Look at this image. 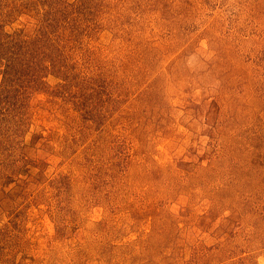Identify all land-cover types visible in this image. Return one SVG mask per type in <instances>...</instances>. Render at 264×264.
Returning <instances> with one entry per match:
<instances>
[{
	"label": "rangeland",
	"instance_id": "obj_1",
	"mask_svg": "<svg viewBox=\"0 0 264 264\" xmlns=\"http://www.w3.org/2000/svg\"><path fill=\"white\" fill-rule=\"evenodd\" d=\"M31 2H0V264H264V0Z\"/></svg>",
	"mask_w": 264,
	"mask_h": 264
},
{
	"label": "trees",
	"instance_id": "obj_2",
	"mask_svg": "<svg viewBox=\"0 0 264 264\" xmlns=\"http://www.w3.org/2000/svg\"><path fill=\"white\" fill-rule=\"evenodd\" d=\"M1 1H5V0H0V2ZM23 1L24 0H20V4L23 6ZM30 4L32 3L31 2V0H27ZM9 11H7V13H8ZM0 24H1V22H0ZM10 34H7V33H4L3 32V30H0V39L3 37V38H7V39H11L12 37L11 36H9ZM14 41H16V40H14ZM3 45H5L4 43H2L1 45H0V54L2 53V47H3ZM7 45V44H6ZM11 53H13V52H11ZM5 58V57H4ZM5 60L7 61V63H6V69H8V67H11V65H10V57L7 55L6 56V58H5ZM7 72V71H6ZM8 72L10 73V75H12V74H14V73H12V71L11 70H8ZM34 79H38V77L36 76V77H33ZM40 79H42V78H40ZM39 79V80H40ZM15 80H18V79H15ZM0 94L1 95H3V97L7 100L8 99V97L9 96H11L12 97V95H11V93H10V90H8V89H5V90H2V91H0ZM14 103V102H13ZM13 103H11V104H13ZM14 106V107H13ZM16 107H17V105H9V108H11V110H15L16 109ZM19 113H14L13 114V116H17Z\"/></svg>",
	"mask_w": 264,
	"mask_h": 264
}]
</instances>
